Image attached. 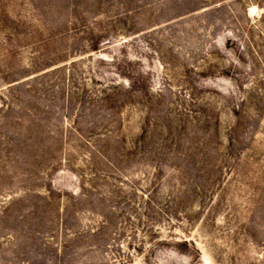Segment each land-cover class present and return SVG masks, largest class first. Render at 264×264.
I'll return each mask as SVG.
<instances>
[{
  "label": "rangeland",
  "instance_id": "rangeland-1",
  "mask_svg": "<svg viewBox=\"0 0 264 264\" xmlns=\"http://www.w3.org/2000/svg\"><path fill=\"white\" fill-rule=\"evenodd\" d=\"M0 264H264V0H0Z\"/></svg>",
  "mask_w": 264,
  "mask_h": 264
}]
</instances>
